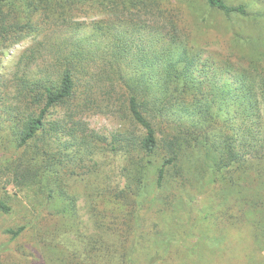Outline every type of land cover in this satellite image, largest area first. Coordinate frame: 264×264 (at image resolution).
Segmentation results:
<instances>
[{
  "label": "rangeland",
  "instance_id": "1",
  "mask_svg": "<svg viewBox=\"0 0 264 264\" xmlns=\"http://www.w3.org/2000/svg\"><path fill=\"white\" fill-rule=\"evenodd\" d=\"M225 1L245 5L248 15L228 17L207 0H4L0 7V205L7 204L11 212L0 214V264H59V258L70 261L73 254L85 260V240L100 232L93 208L99 202L98 208L106 209L102 200L108 190H122L127 182L124 156L110 145L101 144L93 154H78L76 149H64L65 138L51 147L58 174L42 182L37 145L19 148L16 140L18 110L27 112L16 81L58 79L63 59L76 49L91 56L86 63L93 78L113 74L103 56L113 58L118 37L133 47L152 37L153 20L142 13L148 5L153 12L159 7L165 19L174 22L180 43L193 49L199 70L206 69L219 86L234 85L236 71L261 82L264 0ZM136 60L131 56L121 63L127 77L136 71ZM107 84L97 93V103L80 117L90 133L108 142L118 133L144 136L128 112L127 90L118 87V94L109 97L106 92L112 87ZM64 114L65 110L55 109L49 120ZM179 117L175 108L157 124L160 148L153 158L152 179L167 158L163 143L174 133V127L168 128L169 120ZM225 120L235 127L241 124L226 114L220 119L221 134L229 130ZM168 170L154 205L140 211V222L134 225L136 235L143 237L136 264H147L152 255L163 254L153 247L157 227L175 239L158 264H264V159L248 157L234 172L219 173L212 182L213 165L189 149L179 165ZM28 171L39 177L30 179ZM49 189L57 191L55 200L48 199ZM62 190L77 199L76 221L64 213L53 214L65 211ZM20 228H25L24 233L13 239L8 231ZM114 237H107L110 243Z\"/></svg>",
  "mask_w": 264,
  "mask_h": 264
},
{
  "label": "trees",
  "instance_id": "2",
  "mask_svg": "<svg viewBox=\"0 0 264 264\" xmlns=\"http://www.w3.org/2000/svg\"><path fill=\"white\" fill-rule=\"evenodd\" d=\"M3 2L0 0V7ZM207 2L228 17L248 15L245 5L231 6L225 0ZM143 7V15L153 20L152 37L134 47L124 37H118L114 59L103 56L113 74L108 71V75L93 78L86 63L91 62V56L83 49H76L63 59L58 79L30 81L19 78L16 81L27 109V112L18 110L21 118L16 126V140L19 148L37 145L44 169L42 182L47 183L58 174L55 169L57 159L51 147L52 142L62 138L66 139L64 149H76L78 154H93L101 144L110 145L113 152L124 156L126 164L123 170L127 181L125 187L118 191L108 190L102 200L106 209H99V202L93 208L100 232L85 240L86 259L81 261L73 254L70 261L59 258V264H136L135 254L143 237L136 235L134 225L140 222V211L154 205L168 169L179 165L184 151L199 152L200 157L209 160L215 168L212 182L219 173L234 172L248 157L264 159V79L258 82L249 74L236 71L234 85L219 86L206 69L199 70L198 55L180 43L177 28L174 22L165 19V12L159 7H155V12L148 5ZM131 56L137 58L136 71L127 77L121 63ZM262 56L264 58V52ZM108 82L112 87V91L106 92L109 97L118 94V87L127 90L128 112L145 131L144 136L134 132L118 133L108 142L106 138L90 133L80 117L97 103V93L103 91ZM175 108L180 117L177 121L169 120L167 126L174 127V133L168 134L163 143L167 158L152 179L153 158L160 148L157 124L161 125L163 116L173 113ZM55 109H63L65 114L58 120H49ZM226 114L241 124L235 127L225 120L223 124L229 130L221 134L220 119ZM219 134L220 138L216 139ZM28 174L30 179L39 177L37 172L28 171ZM56 195V190H48L49 200H55ZM61 197L67 201L65 211H54L53 214L64 213L76 221L77 199L63 190ZM9 212L11 209L7 204L1 203L0 214ZM24 231L25 228H20L8 233L17 239ZM109 235L117 237L110 243ZM156 235L154 250H161L163 254L152 255L147 264L162 262L174 244V237L158 227Z\"/></svg>",
  "mask_w": 264,
  "mask_h": 264
}]
</instances>
